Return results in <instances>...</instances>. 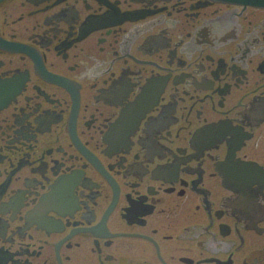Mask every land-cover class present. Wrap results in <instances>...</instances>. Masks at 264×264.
<instances>
[{"label":"flooded vegetation","instance_id":"af4514ba","mask_svg":"<svg viewBox=\"0 0 264 264\" xmlns=\"http://www.w3.org/2000/svg\"><path fill=\"white\" fill-rule=\"evenodd\" d=\"M0 264H264V0H0Z\"/></svg>","mask_w":264,"mask_h":264}]
</instances>
